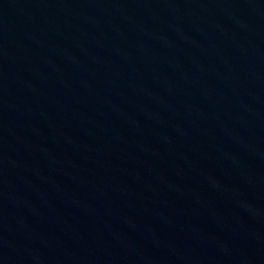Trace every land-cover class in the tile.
I'll return each instance as SVG.
<instances>
[{
    "label": "water",
    "instance_id": "obj_1",
    "mask_svg": "<svg viewBox=\"0 0 264 264\" xmlns=\"http://www.w3.org/2000/svg\"><path fill=\"white\" fill-rule=\"evenodd\" d=\"M0 264H264V0H0Z\"/></svg>",
    "mask_w": 264,
    "mask_h": 264
}]
</instances>
